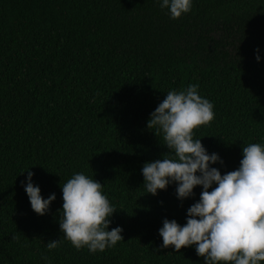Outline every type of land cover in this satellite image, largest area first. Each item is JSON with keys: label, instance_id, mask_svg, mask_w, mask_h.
<instances>
[{"label": "trees", "instance_id": "obj_1", "mask_svg": "<svg viewBox=\"0 0 264 264\" xmlns=\"http://www.w3.org/2000/svg\"><path fill=\"white\" fill-rule=\"evenodd\" d=\"M161 2L0 0V264H204L195 246L163 247V221L184 226L203 189L146 193L144 164L169 153L147 123L167 92L198 85L215 119L194 139L223 161L211 167L237 170L243 146L264 144V0H192L177 20ZM29 170L56 196L44 216L23 186ZM75 173L116 209L109 231L124 240L104 252L77 251L60 230Z\"/></svg>", "mask_w": 264, "mask_h": 264}, {"label": "clouds", "instance_id": "obj_2", "mask_svg": "<svg viewBox=\"0 0 264 264\" xmlns=\"http://www.w3.org/2000/svg\"><path fill=\"white\" fill-rule=\"evenodd\" d=\"M160 7L168 9L170 18L177 20L191 12L193 3L162 0ZM256 59L259 62V55ZM214 119V105L199 94L198 85L167 92L151 113L147 127L155 129L156 136L163 134L172 155L168 153L144 164L143 188L155 196L174 183L180 201L192 197L197 186L203 189L199 201L187 210L184 226L175 220L163 221L159 235L164 248L173 247L180 252L195 246L204 264H260L264 261V144L243 146L239 168L222 175L211 167L223 164L218 154H209L201 139H194V129L210 126ZM33 175L27 171L23 186L32 210L44 216L56 196L51 194L44 199L32 182ZM103 187L83 173H75L61 186L59 226L63 237L77 251L87 248L93 254L104 252L124 240L121 227L109 231L116 209L104 195ZM61 243V239L50 241L46 247L52 251Z\"/></svg>", "mask_w": 264, "mask_h": 264}]
</instances>
